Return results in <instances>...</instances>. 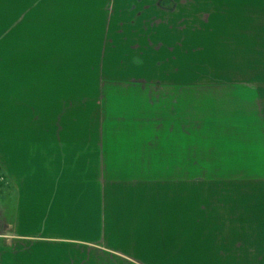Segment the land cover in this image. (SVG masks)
<instances>
[{"label":"crops","instance_id":"crops-1","mask_svg":"<svg viewBox=\"0 0 264 264\" xmlns=\"http://www.w3.org/2000/svg\"><path fill=\"white\" fill-rule=\"evenodd\" d=\"M147 2L208 26L161 27L160 49L146 33L127 75L104 74L100 45L19 62L15 173L0 155L15 188L2 225L14 233L0 264H88L105 250L145 264H225L249 258L232 241L264 242V0ZM204 59L207 73H195Z\"/></svg>","mask_w":264,"mask_h":264},{"label":"rangeland","instance_id":"rangeland-1","mask_svg":"<svg viewBox=\"0 0 264 264\" xmlns=\"http://www.w3.org/2000/svg\"><path fill=\"white\" fill-rule=\"evenodd\" d=\"M191 5L182 4L183 10ZM208 22L207 18H177L164 15L147 0H141L140 3H131L130 0H0V155L7 161L10 173L16 172V161L19 162V130L12 126L17 125L19 128V97L27 90L22 89V92L19 89V62H33L32 60L40 54L47 58L48 53L52 55L51 59L55 60L71 57L76 59L81 51L86 52V47L95 48L100 45V49L104 48V51H98L100 59L103 60L104 74L127 75L130 71L133 72L127 61L133 56L132 51L138 49L136 52L141 51L140 53L144 54L146 33L152 39L149 45L160 49V44H156L157 40L166 38L160 34L161 27L205 28ZM150 31H154L155 35L150 36ZM172 37L179 38L181 35ZM111 62L120 66H115V69L110 65ZM198 67L196 66L195 73H207L205 59L200 61ZM22 69L27 70L26 67ZM23 103L25 105L24 100ZM5 123H11L12 129L6 131ZM4 200L7 203L3 206L5 211L0 216V251L5 249L3 245L12 244L10 237L14 233L13 228H5L2 224L5 219L12 221L15 200L13 180L5 175L0 165V203H4ZM247 201L249 214L254 219V194L248 193ZM254 228L253 231H256L260 227ZM254 233L256 232L251 235ZM257 240L258 238L255 241ZM255 241L251 243V237L244 245L232 241V248H229L232 249L231 252L249 258H229L224 261L231 264H264V242L254 243ZM22 245L20 250L26 249L27 242H19V246ZM30 247L31 245L29 251L33 252ZM91 254L89 253L88 264H145L143 260L117 257L116 253L108 250H105L102 259H94ZM45 257H48L47 254ZM71 261L75 260L68 258L67 262L73 263ZM152 261L151 264H155L154 261L160 262ZM170 261L175 262L163 260L165 264Z\"/></svg>","mask_w":264,"mask_h":264}]
</instances>
